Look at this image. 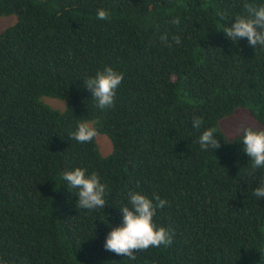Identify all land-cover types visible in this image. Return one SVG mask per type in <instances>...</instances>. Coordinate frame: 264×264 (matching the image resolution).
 <instances>
[{
  "label": "trees",
  "instance_id": "16d2710c",
  "mask_svg": "<svg viewBox=\"0 0 264 264\" xmlns=\"http://www.w3.org/2000/svg\"><path fill=\"white\" fill-rule=\"evenodd\" d=\"M245 4L264 0H0V264H264V168L242 144L264 129V47L223 32ZM105 67L124 79L100 110L84 81ZM239 109L259 126L227 137ZM85 120L97 136L80 143ZM76 168L107 185L105 208L76 207ZM130 192L166 200L154 223L173 234L135 260L104 247Z\"/></svg>",
  "mask_w": 264,
  "mask_h": 264
},
{
  "label": "clouds",
  "instance_id": "9594fccd",
  "mask_svg": "<svg viewBox=\"0 0 264 264\" xmlns=\"http://www.w3.org/2000/svg\"><path fill=\"white\" fill-rule=\"evenodd\" d=\"M246 16L237 17L231 26H226L223 32L234 43L247 38L250 46L264 47V6L255 7L245 4ZM96 17L99 20L110 19V13L103 8H98ZM221 19L223 17L221 16ZM174 23L179 24V18ZM161 40L167 41V36H161ZM177 44L181 43L179 37H174ZM124 79L122 73H118L111 67H105L84 81L86 89L91 91L92 100L100 110H106L115 106L117 89ZM204 123L201 117H194L193 127L199 129ZM215 128L204 130L199 137V144L203 150L209 146L214 149L221 147L220 141L215 138ZM80 143L91 142L97 136V130L88 121H81L74 133L70 134ZM243 151L251 158L253 170L264 168V129L247 127L242 134ZM63 179L71 188L78 189V201L76 207L80 209L105 208V196L107 185L101 182L96 173L88 174L86 169L76 168L65 171ZM254 196L264 198V183H260L254 189ZM168 202L158 194L152 198L138 192H130L128 205L119 209L122 213L121 226L113 227L106 237L105 250L117 255L135 260V253L146 251L150 247H169L173 243V234L165 227H158L154 223V217L158 209H163Z\"/></svg>",
  "mask_w": 264,
  "mask_h": 264
},
{
  "label": "rangeland",
  "instance_id": "374dc122",
  "mask_svg": "<svg viewBox=\"0 0 264 264\" xmlns=\"http://www.w3.org/2000/svg\"><path fill=\"white\" fill-rule=\"evenodd\" d=\"M56 106L61 107L60 104L56 103ZM221 124H223L224 131L227 137H234L240 135L243 126H255L258 127L257 121L252 117L250 112L245 109H239L235 112V114L229 118L224 119ZM260 128V127H259ZM103 147L102 151L104 153L108 150V143L107 141L103 140Z\"/></svg>",
  "mask_w": 264,
  "mask_h": 264
}]
</instances>
